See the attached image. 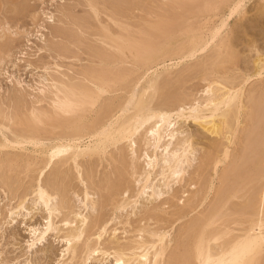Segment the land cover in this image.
Returning a JSON list of instances; mask_svg holds the SVG:
<instances>
[{
    "label": "bare ground",
    "instance_id": "bare-ground-1",
    "mask_svg": "<svg viewBox=\"0 0 264 264\" xmlns=\"http://www.w3.org/2000/svg\"><path fill=\"white\" fill-rule=\"evenodd\" d=\"M243 1L88 0L95 18L98 17L96 5L102 8L98 13L106 12L108 18H127L128 11L151 4L147 13L152 10L159 19L146 23L147 27L138 29L136 35L131 34L129 28L119 26L120 33L114 34L107 26H101V43L107 48H93L101 67H88L82 73L86 84L88 81L90 85L51 78L48 81L55 90L50 105L52 110L32 106L31 109V103L26 106L23 95H17V101L13 102L24 110L15 106L18 110L14 108L12 114L11 111L6 117L3 115L7 123L4 119L0 121L1 183L4 181L3 185L10 188L18 180L19 175L8 174L11 171L18 173L21 169L22 173L23 168L24 172H35L36 183L25 195L33 194L35 202L42 204L48 213L45 229L34 235L33 240L38 242L49 230H55L52 217L69 209L67 182L70 183L71 176L76 178L75 172L71 174L72 169L79 182L86 180L94 184L98 192H106L102 197L99 195L102 199L99 203L90 198L87 187L84 199L91 207L109 204L114 211H120L129 204L131 197L145 194L146 189L151 190L150 197L155 199L168 194L169 191L163 193L160 186L152 184V175L156 167L159 168L158 175L166 189L171 182L183 181L185 166L194 159L196 141L194 134L182 127L192 122L197 131L209 137L204 144L207 151L199 158L195 170L200 186L185 199L182 198L186 193L184 189L165 202L171 207V216L176 218L171 219L169 212L156 206L157 203L151 204L152 208L144 207L145 218L163 222L165 226L161 228L163 231L144 230L153 239L136 246L131 244L133 242L118 243L115 235L104 240L110 233L107 227L110 218L105 215L89 218L80 212L75 215L76 219L67 215L62 219L66 225L77 222L79 216L81 225L77 226V222L75 228L62 234L66 245L62 259L71 257L62 261L75 260L76 264L78 260L86 264L89 258L102 254L113 256L115 263L120 264H264L259 263L264 248V83L250 90L246 88L247 91L243 88L249 75L236 78L233 71L239 54L235 53L229 34L221 33L227 23L222 18L236 13L242 17ZM220 6L224 9L220 10ZM262 8L264 5L256 9L259 15ZM214 18H221L219 28L214 22L210 26ZM197 54L201 55L197 57ZM259 55L254 61V73L250 75L263 77L264 56ZM184 63L187 67L173 79L170 72ZM127 65L137 69L145 67V72L136 77L133 88L130 84L134 71ZM186 68L205 83L199 97L186 91L185 77L181 74ZM117 85L118 89L114 87ZM120 86L125 92L132 88L127 99L119 96L121 102H117L116 96L115 100L105 96L104 103L100 100L111 88L116 89L114 92L120 91ZM143 129L149 134L148 141H152L147 147L153 150L144 152L150 169L144 174L138 173V163L135 162L137 168L131 161V169L135 172L130 176L141 178L138 180L140 192L135 194L125 178V150L120 144L130 143L131 148ZM5 148L16 152H3ZM109 149L116 150V154ZM103 156H110L113 168L95 183L96 165L92 161L90 164L82 162ZM128 192L130 196L125 200L120 198ZM22 200L12 207L13 210L24 209ZM84 205L88 207L86 202ZM184 219L187 221L171 237L166 229ZM141 230L138 232H144Z\"/></svg>",
    "mask_w": 264,
    "mask_h": 264
},
{
    "label": "rangeland",
    "instance_id": "rangeland-1",
    "mask_svg": "<svg viewBox=\"0 0 264 264\" xmlns=\"http://www.w3.org/2000/svg\"><path fill=\"white\" fill-rule=\"evenodd\" d=\"M157 1L161 2V0ZM261 5H264V0H244L241 10V15L243 14L242 17L236 13L230 18H222V20H227V23L221 33L222 35L225 33L229 34V37H231L234 44L233 46H235V53L238 52L239 54V57L236 56L238 57L237 61L235 60L237 64L234 65L235 68L233 72H235V76H237L236 78H246L249 75L247 77L249 79L243 85V88L246 91L249 88L251 89V87H255V85L258 87L261 83H264L262 82V80L264 81V76L257 77L252 75L254 73H252V71L255 70L253 69L254 61L256 60L255 58L259 54L261 57L264 56V8L261 9L262 13L260 15L258 14L260 12L256 10ZM96 6L98 11L102 9L101 5ZM150 6L152 5L149 4L146 5V7L134 8L128 11L127 18H108L106 12L98 13V11V17L95 18L88 5V0H0V118L2 116L0 121L4 119L3 115L5 117L9 115V113L14 110L15 106L21 108V106L16 105L13 100H16V97L22 95L26 106L31 103L30 107L28 106L29 108L32 106L37 109L39 108V110L40 108L41 110H52L50 105L53 103L51 102V99L54 98L53 92H55V90L51 87L52 84L49 82L51 78L65 82L67 81L68 83L74 82L86 84L83 79L84 75H82L84 70H86L85 68L101 67L99 66L100 64L98 60L94 57L95 48H107V46L101 43V26H107L114 34L120 33L119 26L129 28L131 34L136 35L135 33L138 29L146 28L148 23L155 22L159 19L155 18L152 10L149 14L147 13ZM219 9L222 10L224 7L220 6ZM220 19L221 18H214L210 26L214 22L216 28H219ZM84 22H87L88 24H84ZM80 24H83V26L81 25V27ZM74 35H77V38ZM211 46L212 44L210 47ZM207 53L208 51L205 52V54ZM200 55L197 54V57ZM194 59L191 60V63ZM182 65H180L177 70L170 72L173 79L182 68L184 69L187 67V63L186 65L185 63ZM127 67H132L134 71L132 85L130 84L133 88L137 82L136 77H140L141 74L145 72V67L139 69L131 65H127ZM250 73L252 74L250 75ZM181 74L185 77L186 86H184L186 87V91L192 93L195 97H199L202 94L201 90L203 89V85H205V83L200 80V76L196 75V77L194 72L192 73L188 68L183 70ZM86 85H90V83L87 81ZM118 86L119 85L114 87L118 89ZM115 88L114 90L111 88L109 93L111 94L116 91ZM132 88H128L125 92V90L122 91L120 86V91L117 90V92H114L112 95L106 93L100 100L103 102L102 99L104 98L105 102V96L107 98L109 97L108 99H114V96H116V101L121 102L120 100L122 97L123 99L129 97ZM119 96L121 99L118 101ZM38 99L39 102L40 100L42 101L36 103ZM98 103L101 104L100 101H98ZM98 103L96 104L97 106ZM12 113L13 111L11 114ZM5 120L6 119H4L3 122L7 123ZM190 123L192 122L187 123V126L186 123L183 124L184 126L182 125V129L184 128L187 132H192L195 141L198 142V144L196 142L194 143V148L196 149L193 157L194 159L189 166H185L186 173L184 174L183 181L180 183L171 182L169 189H166L163 185L162 177L158 175L159 168L156 167L155 172L152 175V184H155V186L157 185V188L160 186L159 190L163 193L169 191L168 194H163L159 198L156 197V200L155 198L150 197L151 190L146 189L145 194L143 193L138 197H131L128 202L129 204L120 211H114L109 204L106 207L104 205L103 207L100 205L99 208L91 207L89 202L84 199L86 188H89L91 195L90 198H93L95 201L97 200L99 203L102 201L99 195L102 197V194L104 195L106 192H98V190L94 188V184L92 183L93 185H91L90 182H86V180L83 183L79 182L76 171L72 169V172L71 170L70 172L71 174L75 172L73 175L76 178L71 176L70 179H72V182H67V184H69V187H67L69 190L66 195L68 202L67 206L69 209H67V211L64 209L59 214L55 213L52 217L55 230H49L46 235H44V238L38 242L37 240H33L35 238L34 235L36 236L39 231L45 229L48 213L42 204L40 205V203L35 202L33 194L29 193V195H25L32 191L29 187H33L34 182L36 183L35 178L37 174L33 171L24 172L23 168L22 173L21 169L17 170L20 171L18 173L16 171L15 173L13 171H11L12 173L9 172L8 174L11 176L16 174L19 175L18 182H13L14 184L11 185L10 188L4 186V181V185L1 183L2 178L0 175V264H67L68 262L65 263L66 261L64 259L67 257L68 259H71V257L64 256L62 259L63 255L66 253V245L62 238V234H65L64 231L66 232L70 228H75L77 222V226H79L80 223L78 220L81 219V217H77V222L73 224L71 223L70 225H66L62 219L67 215L70 219L73 217L75 218V215L80 212L82 215L88 216L89 218L96 214H102L107 216L108 219L110 218L107 227L112 231L107 228L110 233L108 232L109 236L107 233V236H104L105 238L103 237L106 241L115 236L118 240H114H117L120 244H129L130 242H133L131 244L141 246V242L151 241L153 238L151 239L149 233L144 230L147 229L148 232L161 231V228L165 226V223H157L155 220L145 218V215L143 214L145 212L144 207H147L145 209L152 208L154 203H157L159 205L156 206L161 207L165 212H169V216H171V207L169 204H166L167 201H171L170 199H172L176 193H179L184 189L186 190V193L183 194L182 198L185 199L189 196L190 192H193L200 186V177L195 176V170L198 166L199 158H202L203 154L207 151L205 145L209 137L207 138L202 132L200 133V131H197L198 128H196L193 123ZM146 132V129L139 132L136 136L137 142L132 145L131 148L128 145L130 143L120 144V147L123 145L125 150V178H127L126 181H130L131 189L135 194L140 192V183H138V180H141V178L138 177V175H136L138 178L130 176V174L133 175L132 172H135L131 169V167H133L132 164H136L135 162L138 163L139 168L136 164L139 169H137V172L140 171L141 174L150 170L147 166V159L144 156V152L147 150L148 153H151L153 148L149 145V147H147V144L149 142L151 144L152 141H148L150 137ZM5 149L2 151L16 152V150H12L11 148ZM112 149L109 150L116 154V150L114 151ZM111 151L110 153H112ZM106 156V159L103 156V159L97 157L94 158V160H85L86 163L84 160L82 162V164H90L92 161L91 163L96 165L94 170L95 183H98L103 175L110 173L113 168V166H111L112 164L109 163L110 156ZM30 158L32 157L30 156ZM131 161L134 162L132 163ZM70 167H67V169L72 168ZM32 168L37 169L36 167ZM46 172L49 174L48 171ZM206 178L207 177L205 176V180ZM91 186L93 189L90 188ZM123 194L120 198H123L124 200L130 196L129 192ZM154 199L156 202H154ZM20 200L24 202V209L19 211H16L15 209L13 210L12 207H15L16 203L21 202ZM54 201L55 200L52 202L55 203ZM104 201L105 198L103 199V202ZM85 202L88 207H85ZM175 202L181 207L180 202L177 200ZM99 209H101V211ZM142 210L144 212H142ZM175 218V216H171V219ZM186 221L187 219L175 221L172 227L173 229L169 227L166 231H169L171 237H174L176 231ZM88 222H90L89 219L87 223ZM140 228H142L141 231L144 232H138ZM113 230H115L114 233ZM171 248L172 246H170V249ZM261 252L262 257L259 258V263L264 262V248L261 249ZM94 256L89 258L86 264H120L115 263L113 256H104L102 254L97 257ZM69 261L72 263L75 260ZM76 262L79 263L78 260ZM148 263L150 262H146V264Z\"/></svg>",
    "mask_w": 264,
    "mask_h": 264
}]
</instances>
